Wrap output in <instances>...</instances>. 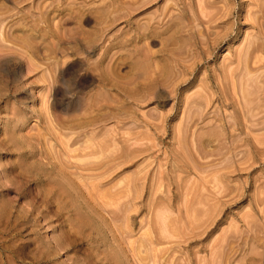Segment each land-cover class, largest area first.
<instances>
[{
	"label": "rangeland",
	"instance_id": "obj_1",
	"mask_svg": "<svg viewBox=\"0 0 264 264\" xmlns=\"http://www.w3.org/2000/svg\"><path fill=\"white\" fill-rule=\"evenodd\" d=\"M0 264H264V0H0Z\"/></svg>",
	"mask_w": 264,
	"mask_h": 264
},
{
	"label": "bare ground",
	"instance_id": "obj_2",
	"mask_svg": "<svg viewBox=\"0 0 264 264\" xmlns=\"http://www.w3.org/2000/svg\"><path fill=\"white\" fill-rule=\"evenodd\" d=\"M20 1L24 3V2H26L27 0H20ZM106 22H107V21H106ZM105 24H106V23H105ZM56 29H57V28H56ZM55 32H56V31L54 30V34H55ZM52 33H53V32H52ZM37 34H39V32H38ZM50 35H51V34H50ZM52 35H53V34H52ZM52 35H51V36H52ZM13 37H14V36H13ZM25 37H26V36H25ZM23 40H24V39H23ZM29 40H30V39H29ZM16 41H17V40H16ZM24 41H25V40H24ZM28 43H29V42H28ZM34 43H36V42H34ZM22 44H23V43H22ZM53 47L55 48V46H53ZM53 47L51 46V48H49V50H47V51H48V52H51V51L55 52V49H54ZM53 49H54V50H53ZM48 52H47V53H48ZM53 52H52V53H53ZM52 53H51V54L49 53V56H51ZM74 54H75V53H74ZM75 55H76V54H75ZM38 63H40V62H38ZM59 90H60V88H57V89H56V91H59ZM34 195H35V194H34ZM29 197H30V196H29ZM40 207H41V206H40ZM28 250H29V248H28ZM24 252H25V251H24ZM11 263H12V262H11Z\"/></svg>",
	"mask_w": 264,
	"mask_h": 264
},
{
	"label": "clouds",
	"instance_id": "obj_3",
	"mask_svg": "<svg viewBox=\"0 0 264 264\" xmlns=\"http://www.w3.org/2000/svg\"><path fill=\"white\" fill-rule=\"evenodd\" d=\"M66 94L69 100H71L73 98V93L71 91V89H66Z\"/></svg>",
	"mask_w": 264,
	"mask_h": 264
}]
</instances>
